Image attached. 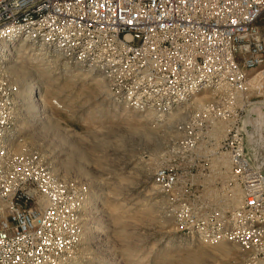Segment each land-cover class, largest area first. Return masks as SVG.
<instances>
[{"label":"built area","instance_id":"2783aa9c","mask_svg":"<svg viewBox=\"0 0 264 264\" xmlns=\"http://www.w3.org/2000/svg\"><path fill=\"white\" fill-rule=\"evenodd\" d=\"M263 15L264 0H0V264H74L90 197L27 141L6 72L18 41L97 71L112 100L146 121L184 119L181 143L210 159L196 163L209 184L157 169L167 199L183 202L170 210L176 224L234 243L238 264H264V175L240 126L246 91L264 87Z\"/></svg>","mask_w":264,"mask_h":264},{"label":"rangeland","instance_id":"374dc122","mask_svg":"<svg viewBox=\"0 0 264 264\" xmlns=\"http://www.w3.org/2000/svg\"><path fill=\"white\" fill-rule=\"evenodd\" d=\"M8 52L6 72L19 87L18 118L27 141L59 177L89 190L86 233L74 264L239 263L242 251L234 243L207 244L183 233L170 211L183 202L167 199L170 193L156 181L163 168L199 191L209 184L208 170L196 163L210 159L195 157L181 143L177 126L184 119L144 120L112 100L103 75L52 50L18 41ZM245 97L240 126L246 155L264 173V87L248 89Z\"/></svg>","mask_w":264,"mask_h":264},{"label":"bare ground","instance_id":"6f19581e","mask_svg":"<svg viewBox=\"0 0 264 264\" xmlns=\"http://www.w3.org/2000/svg\"><path fill=\"white\" fill-rule=\"evenodd\" d=\"M80 67V66H79ZM8 69H6V71H7ZM88 70H90V69H88ZM90 71H93V70H90ZM8 73H9V71H7ZM94 72H96L97 73V71H94ZM9 76V75H8ZM103 77V76H102ZM9 78H10V76H9ZM18 93H19V89H18ZM110 93H111V90H110ZM193 101H197L196 99H194ZM16 110H17V116H19V114H20V111H19V102H18V98H16ZM20 118V117H19ZM169 121H171V120H168L167 122H169ZM249 133V132H248ZM248 135V134H247ZM246 151V150H245ZM57 174V173H56ZM85 233H86V231L84 232V236H85ZM219 243H227V242H219Z\"/></svg>","mask_w":264,"mask_h":264},{"label":"water","instance_id":"95a60500","mask_svg":"<svg viewBox=\"0 0 264 264\" xmlns=\"http://www.w3.org/2000/svg\"><path fill=\"white\" fill-rule=\"evenodd\" d=\"M245 129H246V128H245ZM246 130H247V129H246ZM245 143H246V142H245V140H244V145H245ZM245 148H246V146H245ZM245 150H246V149H245ZM260 173H261V172H260ZM261 174H263V175H264V173H261Z\"/></svg>","mask_w":264,"mask_h":264}]
</instances>
